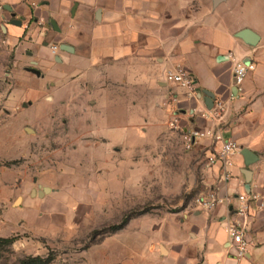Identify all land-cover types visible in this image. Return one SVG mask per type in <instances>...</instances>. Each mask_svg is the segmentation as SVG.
<instances>
[{
    "label": "crops",
    "instance_id": "0c3cea01",
    "mask_svg": "<svg viewBox=\"0 0 264 264\" xmlns=\"http://www.w3.org/2000/svg\"><path fill=\"white\" fill-rule=\"evenodd\" d=\"M29 1L32 5L27 10L21 0H6L3 8L9 5L11 9L4 8L8 15H1V19L8 22L14 14L22 21L0 25V30L12 32L18 39L29 28L40 38L35 49H45L41 55L62 43L73 49H58L50 62L41 56L38 63L47 69L46 74H34L47 82L46 87L52 86L51 100L58 111H67L68 116L80 120L78 124L84 123L76 125L74 132L87 138L85 159L87 164L90 158L92 172L102 161V176L110 171L118 173L116 156L125 139L119 135L122 128L112 122L99 123L104 117L116 118L119 112H111L120 106L128 115L140 112L139 116L150 119L145 126L152 127L153 141L160 134L174 132L168 121L176 119L186 130L214 128L222 141L238 146L230 157L232 176L228 180L219 179V164L200 168L198 195L216 188L225 200L213 209L191 203L181 215L167 221L163 235L147 245L154 264H264V207L252 205L244 219L242 231L250 243L243 257L236 256L226 230L228 221L239 219L233 211L237 195L258 190L264 181V0H224L217 5L212 0ZM51 19L58 30L53 29ZM242 29L255 33L257 42L251 45L238 37ZM238 60L253 63V68L237 90L233 67ZM52 62L56 67L48 69ZM176 63L191 74L193 91L165 79L166 70ZM204 91L212 93V104L205 103ZM218 100L224 103L219 111L214 108ZM221 144L200 139L188 152L191 157L197 153L205 157L218 151ZM99 150L103 151L101 157ZM244 150L250 154L244 155ZM117 173L114 176L122 181L121 191L130 188L125 182L140 183L142 179L141 171L127 178ZM66 174H58V180L63 182ZM47 188L57 194L55 200L48 204L42 200V210L27 221L17 220L15 232L41 236L47 219L51 223L60 218L68 221L73 213L81 212L58 196L62 187ZM103 190L110 195V187ZM31 191L42 194L38 188ZM19 197L22 201L24 194Z\"/></svg>",
    "mask_w": 264,
    "mask_h": 264
},
{
    "label": "rangeland",
    "instance_id": "374dc122",
    "mask_svg": "<svg viewBox=\"0 0 264 264\" xmlns=\"http://www.w3.org/2000/svg\"><path fill=\"white\" fill-rule=\"evenodd\" d=\"M30 2L21 0V5L30 10ZM4 3L8 4L0 0V25L8 23L1 19L8 15ZM32 33L28 28L18 40L12 32L0 30V237L7 239L0 240V264H17L22 257L34 255L50 256L47 264H154L147 245L163 235L167 221L195 204L200 168L208 167L206 156L189 155L191 149L184 148L180 127L171 126V119L168 125L175 131L153 141L152 127L145 126L150 119L139 116L140 112L128 115L120 106L111 112H119L116 118H100L99 124L112 122L122 128L119 135L125 139L116 156L118 173L127 178L141 171V182H125L130 188L121 191L122 181L114 176L117 172L102 176V161L92 172L90 158L87 164L85 159L87 138L74 132L76 125L84 123L78 124L80 120L67 111H58L51 100L52 86L46 87L47 82L26 69L32 66L46 74L38 60L44 56L53 61L58 50L41 55L45 49H35L40 38ZM32 43H36L34 47ZM53 67L54 62L47 68ZM99 152L101 157L103 151ZM62 172L67 174L60 182ZM44 186L62 187L58 196L81 212L73 213L68 221L60 218L51 223L47 219L41 236L15 232L17 220L27 221L42 210V200L47 204L55 200L57 194L42 191ZM105 186L111 188L110 195L103 190ZM33 188L42 194L29 193ZM88 206L94 210L88 211ZM125 217L123 228L112 229Z\"/></svg>",
    "mask_w": 264,
    "mask_h": 264
},
{
    "label": "built area",
    "instance_id": "2783aa9c",
    "mask_svg": "<svg viewBox=\"0 0 264 264\" xmlns=\"http://www.w3.org/2000/svg\"><path fill=\"white\" fill-rule=\"evenodd\" d=\"M51 49L56 50V46H51ZM253 68V63L245 61H235L233 67V86L235 89H240L243 80L247 73ZM165 79L178 86L184 87L189 91L194 90V81L189 71L181 64L176 63L172 68L166 70ZM224 103L218 100L215 103L217 111L222 110ZM213 108V109H214ZM216 112V111H215ZM171 126L177 127V120L173 119L170 122ZM181 139L184 148L190 150L196 141L200 139H210L214 141H221V147L218 151L210 152L207 158L208 166L219 164L220 176L219 179L226 181L231 175L232 161L231 155L238 146L235 142L225 140L222 141L221 135L214 128H203V129H190L186 130L180 127ZM238 205L233 207L235 215L239 219L234 221H228L226 230L229 234L231 241L234 244L237 257H243L247 253V247L249 241L245 239L242 227L244 219L249 215V210L252 205H256L259 208L264 207V181L260 184L258 190L253 192H244L238 194L236 197ZM225 199L221 197L216 188H209L208 190L200 193L195 197V203L204 209H213L217 204L223 202Z\"/></svg>",
    "mask_w": 264,
    "mask_h": 264
},
{
    "label": "water",
    "instance_id": "95a60500",
    "mask_svg": "<svg viewBox=\"0 0 264 264\" xmlns=\"http://www.w3.org/2000/svg\"><path fill=\"white\" fill-rule=\"evenodd\" d=\"M222 1H224V0H212V4L217 5L218 3L222 2ZM4 8L8 9V10L11 9V7L9 5H4ZM50 23H51L53 29H56V30L59 29L53 19L50 20ZM237 36L240 37L241 39H243L246 43H249L251 45L255 44L257 42V39H258L257 35L255 33H253L252 31H250L249 29H242L241 31H239ZM59 49L64 50V51H68V52L73 51V49L65 43H62L59 46ZM28 70L35 73L36 75H40V71L34 67H29ZM204 93L206 95L205 103L207 105H209V102L212 104L213 103L212 93H210L209 91H204ZM242 153L244 155L250 154L248 150H244ZM248 182H249V179L247 178V184H246L247 188H249ZM47 189H48L47 187H44L43 191H46Z\"/></svg>",
    "mask_w": 264,
    "mask_h": 264
},
{
    "label": "trees",
    "instance_id": "16d2710c",
    "mask_svg": "<svg viewBox=\"0 0 264 264\" xmlns=\"http://www.w3.org/2000/svg\"><path fill=\"white\" fill-rule=\"evenodd\" d=\"M127 222V217L123 218L118 224L114 225L112 229L119 230L124 227ZM0 240L6 241L7 239L0 237ZM11 240V239H8ZM51 260L50 256L42 257L40 255L25 256L18 260L17 264H47Z\"/></svg>",
    "mask_w": 264,
    "mask_h": 264
},
{
    "label": "flooded vegetation",
    "instance_id": "af4514ba",
    "mask_svg": "<svg viewBox=\"0 0 264 264\" xmlns=\"http://www.w3.org/2000/svg\"><path fill=\"white\" fill-rule=\"evenodd\" d=\"M8 20V22H10V23H18V24H21V19H19V18H15V16H14V14H12V15H10L9 16V18L7 19ZM53 46V45H52ZM56 46V49H59V47L57 46V45H55ZM27 69L29 68V67H26Z\"/></svg>",
    "mask_w": 264,
    "mask_h": 264
}]
</instances>
